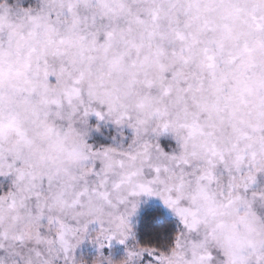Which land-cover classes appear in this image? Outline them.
<instances>
[{"label":"snow or ice","instance_id":"6c2138e0","mask_svg":"<svg viewBox=\"0 0 264 264\" xmlns=\"http://www.w3.org/2000/svg\"><path fill=\"white\" fill-rule=\"evenodd\" d=\"M0 264H264V0H0Z\"/></svg>","mask_w":264,"mask_h":264}]
</instances>
